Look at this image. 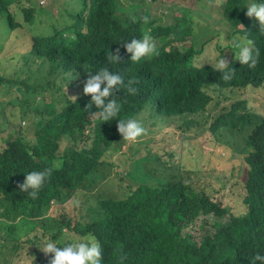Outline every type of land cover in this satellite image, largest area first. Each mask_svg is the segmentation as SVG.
<instances>
[{
  "label": "trees",
  "instance_id": "trees-1",
  "mask_svg": "<svg viewBox=\"0 0 264 264\" xmlns=\"http://www.w3.org/2000/svg\"><path fill=\"white\" fill-rule=\"evenodd\" d=\"M118 1L93 0L91 10L84 4L68 34L31 36L32 49L7 54L0 67L8 71V79L0 76V91L24 97L20 105L46 97L47 88L51 96L49 102L42 100L51 115L40 114L36 125L20 108L14 117L19 116L20 132L0 147V264H49L51 254L39 252V237L63 246L89 233L102 246V264H251L257 252L264 253V113H253L264 110V35L258 23L239 8L246 0H129L140 4L141 17L121 27L113 16L119 15ZM220 3L224 11L217 12ZM15 5L21 2L0 0V17H9L14 32H25L14 19ZM151 7L159 16L150 15ZM22 14L30 26L35 24L36 10L22 9ZM244 30L260 51L251 69L234 60L231 47V37ZM144 34L154 38L158 54L132 63L123 42ZM56 48L63 52L64 66L70 65L67 73L56 75L51 64ZM117 48L119 65H106L107 52ZM207 48L218 51V59L228 58L236 71L231 81L221 80L212 65L195 64V56ZM27 56L33 70L26 62L19 65ZM101 66L118 72L125 85L136 81L135 95L126 88L117 93V119H139L151 136L147 143L124 141L116 121H91L95 107L85 111L90 101L82 93L86 73ZM47 76L51 78L44 85ZM61 85H66L64 92L54 88ZM238 93L242 98L236 101L229 95ZM199 112L216 119L210 120L197 150L199 155L207 146L206 156L187 165L188 157L173 150L187 144L174 129L184 131L193 121L178 125L176 119ZM148 118L169 119L165 122L170 127L150 135L155 123H147ZM29 121L36 142L22 136V124ZM141 161L156 162L159 168L143 170ZM130 164L140 172L139 187L121 196L96 197L94 191L111 178L105 172L108 166L116 165L112 180L123 184L121 191L129 188ZM48 169L51 175L35 200L20 192L25 174ZM225 171L230 175L216 178L213 185L199 179L200 174ZM155 173L161 177L151 181ZM231 188L235 195L230 198L240 200L247 213L235 214L223 205V194ZM89 194V200L98 201L90 215L82 210ZM213 194H221L220 201ZM50 202L56 206L52 213L46 206ZM201 217L204 226L197 225Z\"/></svg>",
  "mask_w": 264,
  "mask_h": 264
},
{
  "label": "clouds",
  "instance_id": "clouds-1",
  "mask_svg": "<svg viewBox=\"0 0 264 264\" xmlns=\"http://www.w3.org/2000/svg\"><path fill=\"white\" fill-rule=\"evenodd\" d=\"M92 1L93 0H82L83 5L81 10L70 15L72 22L62 29L66 31H56L50 36L40 37L51 38L55 36L57 32H66V34H68V30L73 29H69V27H72L74 24L73 18L78 16L84 10V4H87L91 10ZM120 2H124L127 5V8L131 6L140 8L139 3L129 0H119L117 3L119 15H113L114 20H118L116 22L117 25L126 27V23H135V18L139 14L141 17L142 9L140 12H133L130 9L126 10L125 7L119 4ZM239 8L246 9L244 13L245 17L254 19L258 23L259 34L264 35V0H246V2L241 4ZM122 14L125 16V21L120 20V16ZM3 19L4 18H2V20ZM8 19L9 17L6 16V20ZM239 27L243 29L240 24ZM71 36L73 37V31L71 32ZM122 47L124 49V53L129 56L132 63H138L144 59H150L154 55L158 54L156 42L149 34H144L140 39H132L130 42L125 40ZM231 47L235 49V51H232L235 61H237L240 65H246L250 69L256 67L260 51L255 47L254 40L250 38L248 31L244 30L240 34H234L231 37ZM106 60V65H119L118 62L121 60V50L117 48L114 51H108ZM211 65L214 72L221 74V80L224 82L231 81L236 74V71L232 67H229L228 61L223 58V55ZM69 70L70 65H66L61 71L55 72L56 75H60L62 73H67ZM86 74L87 79L84 82L82 93L84 96L90 97V101L87 103L85 111H88L93 106L96 109V111L90 112L91 121L98 120L103 123L116 121L117 131L122 136L124 141L139 142L147 133V131L145 132V128L143 127L141 121L132 117L128 119H117L119 113L121 112V104L117 99V93L121 90V88H126L128 94L135 95L137 93V88L134 86L136 81L129 80L127 85H125L123 77L118 72L111 71L107 66H101L95 71H88ZM50 78V76H47V79L43 83L47 84V80ZM31 81H34V79ZM253 113L260 116L261 113H264V110L260 111V113ZM200 114L203 113L199 112L194 114V116ZM211 119L215 120L216 117L208 115V120H206V133H208V128L212 123L210 122ZM106 155H110V151H108ZM115 167L116 165H112L105 168V172L111 176V178L107 181H110L115 177ZM243 172V170L239 172V176ZM50 175V169L28 172L24 175L23 182L18 185L20 192L27 193L28 197L35 200L40 190L47 183ZM150 177L151 181H154L156 179H160L161 175L155 173L150 174ZM107 181H105L104 184ZM213 195L217 196L218 194ZM247 211L248 210L246 209V213ZM37 241L43 242L40 250L44 254H51L49 264H102V246L97 238L91 233L83 235L79 238V240L64 243L63 246H58L61 243L60 241L48 239L47 237H39ZM251 264H264V253L257 252L252 257Z\"/></svg>",
  "mask_w": 264,
  "mask_h": 264
},
{
  "label": "rangeland",
  "instance_id": "rangeland-1",
  "mask_svg": "<svg viewBox=\"0 0 264 264\" xmlns=\"http://www.w3.org/2000/svg\"><path fill=\"white\" fill-rule=\"evenodd\" d=\"M21 2V5H15L13 9V16L17 24H21L25 28V32L22 31H13V28H10V21L6 20V17L2 20L0 17V67L4 68L5 65V57L7 54H27L32 49V37L35 36H50L54 34L56 31H61L66 25L70 24L72 22L71 16L72 14L78 12L82 8V0H34V2H31V0H19ZM121 6L125 7L126 10H132L133 12H140V8H135L133 6L127 8V5L124 2L119 3ZM22 9L26 10H36L35 14V24L33 26H30L28 22L26 21L24 15L22 14ZM154 7H151L150 15H158L156 13ZM224 11L223 6L218 5L217 6V12ZM140 15V14H139ZM121 21H125V16L122 14L120 16ZM32 36V37H31ZM54 57L51 60V64L55 71H61L64 67L65 58L63 55V52L61 48L54 49ZM219 52L212 48H207L199 57L195 56V64L197 65H203V64H214L215 61L218 59ZM228 61V58H225ZM26 62L27 68L34 69V67H31L30 64H28V56L24 60H19V65L21 67L22 64ZM50 62V61H49ZM19 67V66H18ZM8 71L0 70V76L8 79ZM56 78L53 77L51 80L54 81ZM46 85V83H44ZM55 89H59L64 92V89H66V85H61L54 87ZM50 89L47 88V91L44 93L46 97L39 96L35 99H30V101L25 102L24 105H20L21 100L25 99L21 96V98L17 97L16 94H11L9 97H7V89H2L0 92V129L2 130V135L0 136V147L3 149L4 144H6V140H9L11 138H15V134H18L19 131V116L15 117V113L19 114L21 113V109H24L27 111V113L32 115L33 118H31L33 122H35L36 125L39 124L40 114H42V117H49L51 113H49L45 106H47L46 103H44L42 100H47L48 102L51 100V96L49 95ZM231 95L234 100H240L242 98V94H229ZM21 99V100H20ZM28 99V97H27ZM256 100V98H255ZM7 107L5 112V107ZM41 110V113L38 112V110ZM147 118V117H146ZM149 120L147 123H155V126L151 128L150 135L153 133H158L162 131L165 128L170 127L168 123L165 121H168L169 119H166L165 121L161 118H148ZM172 119V118H171ZM144 120V119H143ZM206 120H208V114L203 113L197 116H191V117H181L176 119V122H178V125H181L182 123L186 121H193V124H189V126H184V131H177L175 132L182 137L184 141L187 142V144L184 146L182 150L178 149L177 147H173V150L176 152V154H183L184 158L188 157V160L185 161V164L189 165L190 160H194L197 157L206 156L207 152V146L205 149H203L199 155H197V150L203 145L201 142V136L202 134L207 132V123ZM94 125V124H93ZM24 131V134H22L23 138L26 139L29 142H36V136L33 134V129L35 126L29 122H25V124H22L21 127ZM148 133L139 141V143H147L148 141ZM151 138V136H149ZM141 165L143 167V170H147L150 168L157 169L159 168V164L156 162H148L141 161ZM126 178L128 180L129 188H125V190L121 191V187L123 184L119 182V180L114 179L108 183H101L94 192H96V197L103 196L105 198H108L109 195H116L121 196L123 192H128L129 189L134 190L139 184H140V172L137 171V168L134 164H130L129 167L126 170ZM128 174V176H127ZM230 171H225L222 174H200L199 179L202 180L203 185H213L215 183L216 178H220L222 176H229ZM239 172L235 174V180L238 178ZM54 181V180H52ZM94 192L92 194H94ZM102 192V193H100ZM105 195H104V194ZM92 194H89L86 196V206L85 208H82L83 212L85 214L90 215L93 210L97 207L98 201L96 199H90V196ZM223 195L226 198L223 199V205L224 206H230L233 208V211L235 214H245L246 207L240 206L241 204L240 200H233L230 198V196H234L235 193L233 189H228ZM221 194H218L216 196L217 200L220 201ZM47 209L51 208V213L55 211L56 206L54 202H50L49 204H46ZM82 212V211H81ZM80 212V213H81ZM213 220V219H212ZM224 222H227V218L224 219ZM198 226H204L205 222L203 217H201L198 222ZM2 244V238L0 237V248ZM38 246V245H37ZM41 247L42 244L39 245V252L41 253Z\"/></svg>",
  "mask_w": 264,
  "mask_h": 264
}]
</instances>
